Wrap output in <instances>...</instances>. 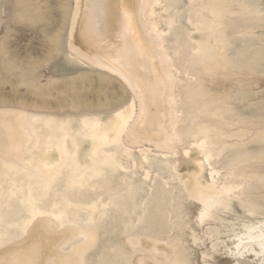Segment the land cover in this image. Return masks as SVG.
Masks as SVG:
<instances>
[{"label":"rangeland","instance_id":"obj_1","mask_svg":"<svg viewBox=\"0 0 264 264\" xmlns=\"http://www.w3.org/2000/svg\"><path fill=\"white\" fill-rule=\"evenodd\" d=\"M75 3L0 0V264H59L65 255L79 264L71 250L82 236L63 239L80 229L95 236L83 264H132L155 240L158 253L182 245L190 264H261L237 254L234 234L264 222V0H147L141 17L156 23L178 81L180 141L174 150L153 140L128 145L123 132L95 153L91 134L112 139L119 114L133 127L138 102L119 75L92 61L99 53L131 69L109 30L121 29V18L102 11L90 30L74 20ZM118 4L138 12L136 0ZM112 16L116 25L105 23ZM130 23L133 38L147 35L149 23ZM193 173L202 184L212 175L238 185L227 209L200 224V206L180 182ZM33 212L42 214L27 223Z\"/></svg>","mask_w":264,"mask_h":264},{"label":"bare ground","instance_id":"obj_2","mask_svg":"<svg viewBox=\"0 0 264 264\" xmlns=\"http://www.w3.org/2000/svg\"><path fill=\"white\" fill-rule=\"evenodd\" d=\"M119 1L120 0H108L109 3L107 4V0H76L75 3L74 20L88 26L90 30H95L99 27V22L96 18L98 16L100 17L102 11H105L106 15L108 12H112L113 14L116 12V15L121 18V29H119V27H110L109 30L113 33L115 40L120 41L122 46L121 48L118 47V49L127 56L124 65L131 66V69H125V67L122 68L121 65L113 64L109 59L102 61L103 57L99 56V53H96L95 59L92 61L95 64H101L100 66L106 68L115 75H119L131 89L133 97L138 102L139 116L133 127L126 130L125 125L127 123V118L119 114L121 123L115 129V134L112 139L105 142L104 140L107 138L105 134H91L92 139L96 143L93 151L95 153L102 144L107 145L120 141V136L123 132H125V140L128 142V145L136 144L138 141L153 140L158 149L174 150L176 148L175 142H179L180 139L174 129L177 108L174 93L178 81L172 69L173 60L167 53L166 47L163 45L164 40L162 35L155 30L156 23L147 22L146 17H141L147 0H136L138 5L137 13L118 10ZM157 1L158 0H152L151 4H157ZM186 1L188 3L192 2V0ZM152 5L149 11L150 14L154 13ZM115 6L117 8H115ZM134 16L139 17L144 22L143 25L149 23V28L146 30L147 35L144 38H140L139 36H137L136 39L133 38L130 18ZM106 18L108 17L106 16L104 19ZM111 18L113 19V16L107 19L105 23L115 24ZM189 22L196 27V30L199 29L196 21L189 20ZM90 32L89 30L85 32V36H87L88 39L90 35H93ZM88 48H90V46H88ZM132 71L135 74L132 75ZM2 117L3 116H1L0 122H2ZM18 119L20 121L23 120L21 115ZM168 126L170 131L169 133H165L164 130ZM5 128L9 135H13L12 133L14 131L10 127L6 126ZM149 130H153V132ZM18 131L23 132L22 127ZM193 142L194 146L196 145L200 149L199 152L204 154L205 160H207L208 155L204 150L206 146L204 140L198 143V139L196 138ZM12 146L14 145L11 144L8 147L10 148ZM59 151L63 155H66L67 151L64 143L60 144ZM186 153L187 151H185V154ZM210 180V183L202 184L199 182L197 174L193 173L185 182L180 181L187 198L200 206L198 214L199 224L207 218H211L213 210L227 209L229 202L233 198V191L238 188V185H235L231 180H224L219 183L213 179L212 175ZM247 212H251V210L248 208ZM40 214L42 213L33 212L27 223H30L32 219ZM6 218H9V216ZM160 219V216H155V218L152 219L154 228H157V226L162 228L160 226ZM242 228V233L234 234L237 254H239V256L242 255L243 252L252 254L260 259V262H262L261 264H264V222L259 221L256 225L243 224ZM79 236H82V240L72 248L71 254L78 256L79 259L77 262L83 264L85 251L94 243V233L85 232L80 229L76 233L69 234L68 237H65L63 243L66 244L73 238H78ZM128 244L132 245L130 240H128ZM157 244V240L154 242L145 241L144 245L149 252L142 251L141 254H135L132 259V264H159L158 261L162 258H164L166 264H190L182 245L175 243L169 248L165 246L164 248L162 247L160 249L161 252L158 253L159 249ZM52 246L53 245H51V247ZM50 248L47 250L49 254L55 255L54 253H56L57 250L54 247H52L54 249L49 250ZM13 258L18 259V256L15 255ZM72 262V257L65 255L60 257L59 264H72Z\"/></svg>","mask_w":264,"mask_h":264}]
</instances>
